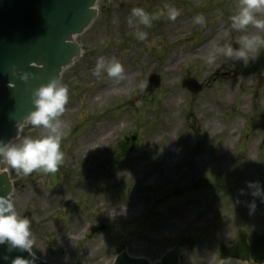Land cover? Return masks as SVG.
<instances>
[{"label": "rangeland", "instance_id": "obj_1", "mask_svg": "<svg viewBox=\"0 0 264 264\" xmlns=\"http://www.w3.org/2000/svg\"><path fill=\"white\" fill-rule=\"evenodd\" d=\"M239 3L99 1L98 18L78 38L84 54L61 80L69 95L56 118L65 134L63 164L54 174L35 170L28 176L7 165L15 183L14 210L30 221L37 257L112 264L127 250L155 261L184 244L179 264H217L222 245L246 238L259 244L264 85L257 98L255 90L264 74V46L247 58L222 49L234 43L239 51L243 36L264 37V29L233 27ZM134 7L149 14L150 26L132 15ZM168 7L181 11L176 21L167 18ZM253 14L264 19V10ZM139 32L148 33L147 39L139 40ZM212 36L209 51L167 64L176 52L187 54ZM101 56L106 64L95 76ZM112 57L125 69L118 82L107 76ZM152 74L161 84L150 93L145 88ZM185 80L202 90L193 94ZM105 128L108 138L93 150L88 140ZM48 134L30 123L12 145ZM94 226L105 229L91 235Z\"/></svg>", "mask_w": 264, "mask_h": 264}, {"label": "water", "instance_id": "obj_2", "mask_svg": "<svg viewBox=\"0 0 264 264\" xmlns=\"http://www.w3.org/2000/svg\"><path fill=\"white\" fill-rule=\"evenodd\" d=\"M98 0H0V146L8 147L18 138L27 117L36 110L34 93L56 80L60 86L62 71L82 56L76 37L89 28L98 15ZM233 51L236 48L230 45ZM264 81V76L259 86ZM160 79L152 75L147 90L153 92ZM193 92L201 89L187 81ZM5 162L0 157V199H9L14 186ZM96 229H93L95 232ZM10 242L0 244V264H11L17 257L34 264H52L34 257ZM185 248H174L155 264H178ZM8 256L9 259H3ZM219 264H264L251 256H226ZM115 264H150L123 252Z\"/></svg>", "mask_w": 264, "mask_h": 264}, {"label": "clouds", "instance_id": "obj_3", "mask_svg": "<svg viewBox=\"0 0 264 264\" xmlns=\"http://www.w3.org/2000/svg\"><path fill=\"white\" fill-rule=\"evenodd\" d=\"M238 7V13L231 17L234 28L245 29L252 25L258 29H264V19L256 18L253 14L254 10L255 12L264 10V0H240ZM132 15L138 17L140 23L150 26V16L144 9L134 7ZM180 15L179 9L168 7L167 18L169 20L176 21ZM195 22L201 24L203 16L197 15ZM147 36L148 33L146 32L137 33L139 40H146ZM240 42L242 48L239 51L234 52L230 46L222 49V51L230 57L247 58L250 54L254 56L257 50L264 46V37L246 35L242 37ZM211 62L212 58L209 57V63ZM105 64V58L101 56L96 62L93 75L99 76L100 70L105 67ZM124 72L123 64L117 58L112 57L107 64V76L115 78L118 82L125 78ZM34 95L36 97L34 100L36 110L27 117V122L36 126L42 125L50 130V134L36 139L25 138L19 146H0L2 162L10 165L18 174L22 172L24 176H28L35 170L54 174L64 162L61 142L65 134L60 131L61 121L56 120V118L65 112V105L69 100L68 87L67 85L58 86L57 81L53 80L48 85L38 88ZM14 207L11 200L0 199V244L5 243V241L10 242L9 251L17 246L20 250L31 251L34 240L31 238L30 221L27 218L19 219ZM3 259L8 260L9 257L4 256ZM11 264H34V261L29 262L24 258L17 257Z\"/></svg>", "mask_w": 264, "mask_h": 264}, {"label": "bare ground", "instance_id": "obj_4", "mask_svg": "<svg viewBox=\"0 0 264 264\" xmlns=\"http://www.w3.org/2000/svg\"><path fill=\"white\" fill-rule=\"evenodd\" d=\"M214 41V37H210L208 39H206L202 44L198 45V46H194V48H192L187 54H182L181 52H176L174 54V56L172 57V59H170L167 64L168 65H174L179 61H183L185 57H191V56H198L201 55L207 51H209V47L212 44V42ZM119 85L115 86L112 89H115L116 87H118ZM230 91H232V88H229ZM104 90V89H103ZM107 93V92H106ZM110 131H112L111 127L109 128ZM107 133V128L103 129L102 131L99 132L98 135L91 137L88 140V144H92V149L95 150L98 145L100 144L99 139L101 140H105L106 138H108V136L106 135ZM111 133V132H110Z\"/></svg>", "mask_w": 264, "mask_h": 264}]
</instances>
